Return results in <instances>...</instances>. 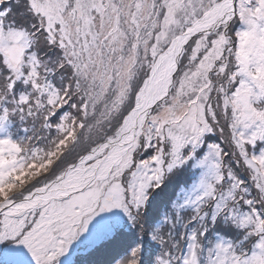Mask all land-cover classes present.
Masks as SVG:
<instances>
[{
    "label": "snow or ice",
    "instance_id": "obj_1",
    "mask_svg": "<svg viewBox=\"0 0 264 264\" xmlns=\"http://www.w3.org/2000/svg\"><path fill=\"white\" fill-rule=\"evenodd\" d=\"M0 264H264V0H0Z\"/></svg>",
    "mask_w": 264,
    "mask_h": 264
},
{
    "label": "rangeland",
    "instance_id": "obj_2",
    "mask_svg": "<svg viewBox=\"0 0 264 264\" xmlns=\"http://www.w3.org/2000/svg\"><path fill=\"white\" fill-rule=\"evenodd\" d=\"M87 258V254L85 253L83 256H82V259H86Z\"/></svg>",
    "mask_w": 264,
    "mask_h": 264
}]
</instances>
